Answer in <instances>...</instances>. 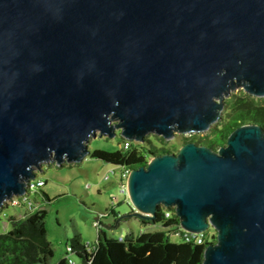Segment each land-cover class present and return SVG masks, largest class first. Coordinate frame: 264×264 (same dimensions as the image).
<instances>
[{
	"label": "water",
	"instance_id": "obj_1",
	"mask_svg": "<svg viewBox=\"0 0 264 264\" xmlns=\"http://www.w3.org/2000/svg\"><path fill=\"white\" fill-rule=\"evenodd\" d=\"M238 88L264 97V0H0V209L91 137L205 132ZM127 188L140 220L213 227L203 264H264L262 127L152 157Z\"/></svg>",
	"mask_w": 264,
	"mask_h": 264
},
{
	"label": "trees",
	"instance_id": "obj_2",
	"mask_svg": "<svg viewBox=\"0 0 264 264\" xmlns=\"http://www.w3.org/2000/svg\"><path fill=\"white\" fill-rule=\"evenodd\" d=\"M244 125H256L264 129V98H256L240 90L238 94L233 93L225 100L221 118L212 126L208 139L200 141L194 135L186 139V142L217 152L226 145L232 132ZM156 138L164 141L162 137ZM122 140L117 151L95 149L89 151V157L121 167V172H124L147 167L152 157L172 153L147 137L141 143L124 138ZM42 181L45 185L46 181ZM33 184L35 189L28 190L25 196L18 198L17 205H12L26 211L20 218L9 216L7 221L11 229L0 234V264H50L53 258L54 247L47 238L48 211L44 207L45 202L50 203V197L43 186H38L36 182ZM31 192L42 198V201H32ZM8 206L6 203L0 210ZM110 213L115 215L113 207ZM100 215L108 216L104 213ZM140 221L158 229L143 231L139 235L130 232L122 238H114L99 228L97 240L90 245L83 242L80 234L76 233L69 245L71 250L66 252L58 264H203L207 246L217 243L216 231H207L202 243L193 238L186 240V232L181 228L180 217L174 207L166 209L160 206L155 218ZM172 227H176L173 232L170 231ZM177 234L181 235L180 240L173 241L171 236Z\"/></svg>",
	"mask_w": 264,
	"mask_h": 264
},
{
	"label": "rangeland",
	"instance_id": "obj_3",
	"mask_svg": "<svg viewBox=\"0 0 264 264\" xmlns=\"http://www.w3.org/2000/svg\"><path fill=\"white\" fill-rule=\"evenodd\" d=\"M240 90L242 89L238 88L232 92L238 94ZM216 123L217 121L213 123V126ZM211 131L212 127L202 133L176 131L175 136L168 140L163 139L164 141L156 138L159 136L150 133L145 138H150L156 145L166 147L172 153L177 154L186 143V139L197 135V138L203 141L211 136ZM120 134L118 131L113 138L91 137L89 151L95 149L117 151L123 142ZM133 142L141 143L140 141ZM36 172L35 181L40 179L46 181L42 188L50 197V203H44L48 211L47 238L54 247V255L50 264H58L65 257L76 233L80 234L83 242L94 243L97 240L99 228L114 238H122L130 232L139 235L143 231L150 232L158 229L156 226L143 224L134 215L137 211L133 209L128 195V174L122 177L121 167L87 156L77 163L65 162L63 166L53 162L44 163L41 170L36 169ZM30 197L32 201H42V198L32 192ZM17 198L15 196L10 198L5 202L9 206L0 210V234H5L11 229L7 221L9 216L20 218L26 211L24 208L12 206L15 205L14 202H17ZM111 207L115 215L110 213ZM101 213L108 214V216L103 217ZM175 230L176 227L170 228L172 232ZM209 231L215 232L213 227H210ZM180 236L179 234L172 235L171 239L178 241Z\"/></svg>",
	"mask_w": 264,
	"mask_h": 264
},
{
	"label": "built area",
	"instance_id": "obj_4",
	"mask_svg": "<svg viewBox=\"0 0 264 264\" xmlns=\"http://www.w3.org/2000/svg\"><path fill=\"white\" fill-rule=\"evenodd\" d=\"M127 145H128V143L125 144V147H127ZM121 173H122V177H125L127 174L129 176V171H124V172H121ZM34 182H36V184L38 186H44V181H42V180L35 181L34 180V181H31V182H29L27 184V189L28 190L35 189V185L33 184ZM127 190H128V188H127ZM123 192H125V190H123ZM25 195H23V196H25ZM23 196H21V197H23ZM18 198H20V197H18ZM13 204L17 205L18 204V200H17L16 203L14 202ZM207 231H209V229ZM207 231L206 232H203V233H199V234L185 231L186 233H185V236L184 237H185L186 240H189V239L193 238V239L197 240L198 243H202L204 241V236H205V233H207ZM90 244L91 243L89 242L88 245H90ZM69 250H71V249L69 248Z\"/></svg>",
	"mask_w": 264,
	"mask_h": 264
}]
</instances>
